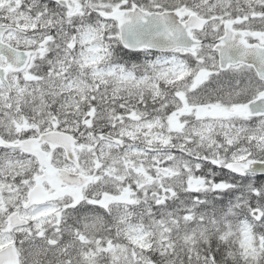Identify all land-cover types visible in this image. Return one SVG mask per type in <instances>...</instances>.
I'll return each mask as SVG.
<instances>
[{
  "label": "snow or ice",
  "instance_id": "obj_1",
  "mask_svg": "<svg viewBox=\"0 0 264 264\" xmlns=\"http://www.w3.org/2000/svg\"><path fill=\"white\" fill-rule=\"evenodd\" d=\"M0 264H264V0H0Z\"/></svg>",
  "mask_w": 264,
  "mask_h": 264
}]
</instances>
